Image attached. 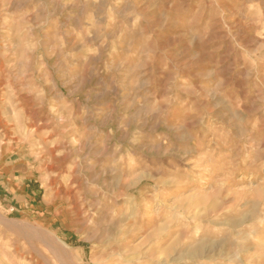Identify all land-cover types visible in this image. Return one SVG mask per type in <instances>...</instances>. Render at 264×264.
Instances as JSON below:
<instances>
[{"label": "rangeland", "instance_id": "1", "mask_svg": "<svg viewBox=\"0 0 264 264\" xmlns=\"http://www.w3.org/2000/svg\"><path fill=\"white\" fill-rule=\"evenodd\" d=\"M0 119V264H264V0H0Z\"/></svg>", "mask_w": 264, "mask_h": 264}, {"label": "bare ground", "instance_id": "2", "mask_svg": "<svg viewBox=\"0 0 264 264\" xmlns=\"http://www.w3.org/2000/svg\"><path fill=\"white\" fill-rule=\"evenodd\" d=\"M12 86V85H11ZM15 95V94H14ZM35 113V112H34ZM33 114V113H32ZM31 115V114H30ZM3 125H5L3 122H2V120L0 119V129L1 128H3L4 126ZM42 125V124H41ZM49 125V124H48ZM6 127V126H5ZM7 128V127H6ZM14 129V128H13ZM3 130V129H2ZM5 131V130H4ZM32 131V130H31ZM36 131H38V130H36ZM7 132H9V131H7ZM7 132L4 134L6 137H8L7 136ZM28 133V132H27ZM34 134V133H33ZM9 135V134H8ZM14 135V134H13ZM30 135L32 136V132L30 133ZM16 139H17V137H16ZM9 141H11V140H9ZM54 144V143H53ZM68 173V172H67ZM63 174V173H62ZM58 178V177H57ZM55 182V181H54ZM61 193V192H60ZM77 193V192H76ZM62 194V193H61ZM69 195V194H68ZM68 195H66V197L68 196ZM69 198H71V196L69 197ZM68 198V199H69ZM73 199V198H72ZM75 204H77L76 202H75ZM73 205V204H72ZM75 206V205H74ZM74 208V207H73ZM78 207H75V209H77ZM74 212V211H73ZM82 212V211H81ZM83 215V214H82ZM56 236V235H55ZM58 240H60V239H58ZM61 241V240H60ZM62 242V244L64 245V246H66V247H68L67 246V244L66 243H64L63 241H61ZM6 249V248H5ZM7 251V250H6ZM8 253V252H7Z\"/></svg>", "mask_w": 264, "mask_h": 264}]
</instances>
